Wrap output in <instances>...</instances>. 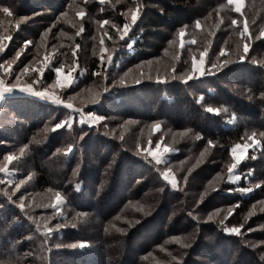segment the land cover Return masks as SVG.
Instances as JSON below:
<instances>
[{"label":"trees","instance_id":"trees-1","mask_svg":"<svg viewBox=\"0 0 264 264\" xmlns=\"http://www.w3.org/2000/svg\"><path fill=\"white\" fill-rule=\"evenodd\" d=\"M112 1L119 4L115 16L122 23L126 2ZM128 1L138 2L140 15L129 36L121 40L115 64L99 67L91 44L76 43L77 72L83 65L86 71L68 93L82 95L90 89L91 98H96L101 87L100 98L82 106L74 100L69 102L110 123L135 120L136 132L149 123L162 122L166 139L172 138L177 150L170 161L180 165L178 177L184 183L173 189L135 149L136 145L133 148L125 138L109 135L106 124L75 121L70 127L53 128L50 126L64 116L78 112L29 95L6 96L0 109V164L10 150H20L13 166L20 172L37 171V185L60 191L66 197L67 217H53L43 224V219H31V208L11 204V199L7 201L0 191V264H264V245L254 248L251 244L254 240L263 242L264 230L253 231L248 243L244 236L225 231V222L229 223L231 216L221 223L214 214L217 208H222L219 214H223L225 207L232 206L233 214L240 211L244 215L259 206L258 200L264 197V185L244 193L233 191L234 187L244 188V183L234 186L224 181L231 146L257 125L264 131V39L254 41L248 55L242 56L239 46L223 42L234 35L232 30L241 29L232 24L233 18L240 21L244 16L250 20L245 11L240 15L232 10L230 15L221 14L223 29L206 23L210 11L220 5L228 8L227 0ZM29 3L19 11L21 16L44 11L48 20L18 30L3 26L0 33L12 32L13 42L27 34L31 38L27 61L33 62L44 52L42 44H48L47 36H57L58 42L64 39L68 23H61L62 9L54 14L61 0ZM50 23L53 25L44 36L43 30ZM250 23L252 33L263 24ZM182 30L198 39L189 48L207 47L209 58L217 57L210 65L227 60V66L200 78L186 79L187 62L184 67L181 62L185 51L176 62L171 59L176 66L175 76L166 79L163 73L167 71V53L176 49ZM129 40L132 45L127 48ZM56 47L61 49L60 44ZM82 55L86 62L81 60ZM152 58L156 61L150 64V70L136 75L141 64ZM106 73L123 79L113 84V77L102 78ZM54 76L53 68L41 74L47 84ZM132 78L139 81L131 82ZM209 109L230 111L221 114ZM231 115L235 121L228 124L226 119ZM249 162L243 166L248 163L252 168L253 181L264 184V158L258 156L255 165ZM5 184L0 181V190ZM49 211L54 210L46 207L40 211L41 216H48ZM56 225L59 228L52 229ZM45 227L50 231L45 232ZM172 239L176 241L170 243ZM71 242L86 244L65 246Z\"/></svg>","mask_w":264,"mask_h":264},{"label":"rangeland","instance_id":"rangeland-1","mask_svg":"<svg viewBox=\"0 0 264 264\" xmlns=\"http://www.w3.org/2000/svg\"><path fill=\"white\" fill-rule=\"evenodd\" d=\"M67 2H69L68 5ZM121 2H123V0L118 1V3ZM125 2L127 9L125 8L121 15L122 19L120 22L122 23H119L117 22V16H115V11H117L118 9L116 5L119 4H117V2L113 3L112 0H61V4L59 6L60 8L57 9L54 14H57V12L62 9L61 12H64V14H62L63 16L60 18V20L62 21L61 23H68V31L66 30L64 32V39L60 42L55 40L57 36H54L53 38H51L52 35L47 36L48 44H46L44 41L42 44V51L44 52H42L40 56L33 62H31L32 60L27 61L30 56L28 46L30 45L31 41V38H29L27 34L24 33L25 35L23 38H19L15 42H13L12 40L14 39V34L12 32H1L0 43L4 45V50L0 52V65H4L5 61H7L10 64V67L7 68V71H5L4 67H0V81H2V83L6 85L32 87L37 91H43L46 94L53 96L55 99L63 103H71L69 101L74 100L78 102L80 106H82L83 103H85L86 105L98 100L100 98L99 95L101 93V87L99 88V92H96L95 94L96 98H91L92 93L90 94V89H87L84 94L81 93L82 95H80V93L74 92L72 94L68 93L70 91L68 89L71 88L77 78L86 71V68L83 65V67H81V69L77 72V69L80 67L76 59L77 51L79 50L78 44L76 43L78 41H83L85 44L87 42L90 43L92 46L91 52L94 55H97L95 60H98L99 67H101L102 65H104V67H111L114 63V57L116 56V53L118 51L117 49L121 45V40H124L129 36L128 32L133 25L132 13L135 12L137 17H139L140 15V11L138 10V2L136 3V1L128 0H125ZM227 2L229 3V0H227ZM28 4L31 5L29 3V0H0V28H2L3 26H12L13 30H18L24 25L28 26L31 23H45L48 20L45 18V16H43L44 11H37L26 16H21V13H19V11L22 10V7L24 5ZM5 7L9 8L11 15L2 11V9ZM227 7L228 8H226L224 5H220L215 10L210 11L207 15L209 20L206 23H215L216 28L223 29L224 27L222 26V22L224 21V19L221 18V14L225 13L230 15V11H235L236 4L235 2H233L230 3ZM244 11L250 16V20H246V18L242 16L240 17L241 20L239 21V19L235 17L237 23L233 25H239L241 26V29L239 31L237 29L232 30V33H234V35L230 34V36H227L223 40V42L228 45L239 46L242 51L241 56L248 55L250 45L254 41L264 39V35H261V33L264 32V0H242L241 11L239 12L240 15ZM95 12H98L97 14L100 15L95 14ZM48 16H51V12L48 14ZM22 17L26 19H21ZM52 19L54 20L55 17H52ZM123 19H125V21ZM249 22H252L250 24H263L260 25L259 28L252 33L250 30V25L248 26ZM53 23H55V21ZM125 24L128 25L127 31H125L124 29ZM245 24H247L248 27L247 33H243V28ZM52 25L53 24L51 23L48 24L43 30L44 36L49 33L50 27ZM86 25L89 26L88 29ZM92 29L94 32L90 33L89 30L91 31ZM182 31L178 33L176 49H173V51L167 53L168 58H166V60L168 66L166 73H163L166 79H170L171 77L175 76L173 72L174 68L176 67L175 62L176 60L180 59V54L185 51V58H183L181 62L183 63V67L186 65L187 62V70L189 71L185 72L184 74L186 75V79H189L190 77L193 79L200 78L203 77L205 74H211L212 72L216 71L215 68H213L210 64H212L211 59H217V57L212 56L209 58L207 53V47H198L195 49L189 48V45L193 44L195 41L197 42L198 39L193 34H187L185 31H183L184 35L181 36ZM181 40H183V46H181ZM25 41H28V43L26 44ZM68 41H70V45H68ZM57 43L60 44L61 49L56 47L58 45ZM131 45L132 42L127 45V48H130ZM63 46L68 47V49H64ZM246 46L248 49L247 51L244 50ZM182 49H184V51H182ZM17 52H20L19 56L16 55ZM224 52L226 51L224 50ZM1 53H6L4 54L3 58L1 56ZM256 53H258V51ZM261 55H263L264 57V50L261 52ZM109 57H111V59H109ZM171 59L175 60V62H171ZM81 60L83 62L87 61V59H84V56ZM194 60L197 63H199L201 60L203 61V74L195 72L193 68ZM155 61L156 60L154 58L144 61L141 64L142 66L136 71V75L140 73L144 74V71H148V69L150 70V64H153ZM261 61H264V58ZM51 68H53L55 76L52 82L47 84L42 80L41 74L44 70H49ZM56 68H60L61 72L57 73ZM24 69L26 70L22 71ZM69 74H71L72 82H66L65 80V78L68 77ZM136 75L133 74L131 76ZM108 76L113 77L109 73H106L102 78ZM122 79V77H113L112 79L110 78V82H112L113 84H117ZM134 81L139 80L133 79L131 82ZM71 105L73 104L71 103ZM77 108L78 107H76V109ZM79 109L81 110H77L76 112L78 113L75 116L72 114H70L68 117L64 116L62 120H58V122L55 123L54 126L50 127L56 128V124L58 123H60L61 126L64 125L66 127H69V125H72L75 121L78 124L82 123V120L88 125H100V123L106 124L105 128L107 129V131L111 132L109 133V135L120 139L125 138L133 148V144L136 145L135 149L147 159V162H149L153 168L161 172L163 180L168 182L173 189H178L179 186L183 185L184 182H181V180L179 181L178 177L180 165L173 164L170 161L171 155L177 150L176 148H173V139H166L165 133L162 131V122L157 121L155 123H149L147 125L142 126L139 132H136L137 128L135 126L137 125V122L135 120H117L118 122H116V120H111L110 123L109 120H106L101 115H98L94 112L82 110L83 108ZM211 110L220 112L221 114H224L226 111H230L228 109ZM89 113H91V118H89ZM97 117H103V119L96 120ZM10 119H12L13 121V118ZM226 121L228 124L233 123V121H235V116L231 115L229 118L226 119ZM3 122L6 124L9 123L8 121ZM16 128L18 129V127ZM259 129L260 128L257 125V128L246 131L242 135V140H238V142H236L229 149V155H227L228 162L226 163L225 169L226 177L224 181L228 184H233L234 186L240 185L241 182L246 185L244 188L240 189H238V187H234L233 191L235 192L243 191L244 193H250L255 189L260 188L261 185H264L261 184V181L257 182L255 181V179L253 181V173L251 170L252 168L248 167V163L243 166L247 161H250L249 163L251 165H255L254 162L256 161V158L260 155L264 158V135H261L262 133H264V131L262 129ZM133 130L134 137L131 136ZM17 138L19 139V137ZM198 138L199 135H197V139ZM18 139L16 140L18 141ZM158 145L159 153L154 156L152 155V153L157 152ZM165 148L167 149V151H164ZM8 155H11L13 157L12 161H8L6 159ZM20 155V150H10L2 158L0 167L5 168V172L0 173V181L2 184H6L3 185L5 188H2L0 191L5 195V199L7 200L9 197H11V204H13L14 202L20 205L21 201L19 198L23 196L24 205H26L28 209L31 208L33 210L32 213L29 212L31 215V219H43V224H47L48 220L53 217H67L65 212L66 209L64 208V205L66 204V197L60 191L53 190V188L49 185H37V171L29 169L26 173L20 172L21 170L18 167L13 166L14 163L18 161V157ZM23 175L25 176V178H23ZM165 176H167L168 178L165 179ZM21 180H24V183L21 184L19 188H16V185L19 184ZM9 181H11V183H9ZM57 193L60 194L59 202L56 199ZM204 194L205 193L203 192V195ZM258 201H260L261 204H259V206H253L244 215L243 212L240 211H236V213L233 214L234 209L232 208V206H230L229 208L225 207V213L223 214H219V212L222 211V208H217L214 211V214L216 218H220L223 222H225V219L228 216H231L232 220L230 222L233 221L234 224H229L230 222H225L228 225L227 229H239L238 232L233 233L244 236V240L249 243L251 239V233L253 231H256V229L264 230V197L260 198V200ZM46 207H52V210L54 211H49L50 213L48 216H41L40 211H42L43 209L46 210ZM256 215H258V218H254V216ZM240 219H242L243 223L242 221L239 222ZM120 220L127 221L125 218H121ZM57 226L58 225L52 227V229L59 228ZM44 231H49V228L45 227ZM174 241L176 240H169L170 243H173ZM263 243L264 240L263 242H258L257 240H254L251 244L254 248H257L261 245L263 246ZM84 244L86 243L71 242L65 244V246H81ZM155 262V264L163 263L160 261Z\"/></svg>","mask_w":264,"mask_h":264},{"label":"snow or ice","instance_id":"snow-or-ice-1","mask_svg":"<svg viewBox=\"0 0 264 264\" xmlns=\"http://www.w3.org/2000/svg\"><path fill=\"white\" fill-rule=\"evenodd\" d=\"M233 2H235V4H236L235 11L239 13V12L241 11V2H242V0H229V3H233ZM2 11H3L4 13H7V14L11 15V13H10V11H9V8H7V7L3 8ZM21 19H26V18L22 17ZM136 19H137V15H136L135 12H133V13H132V22L134 23V22L136 21ZM236 23H237V21H236L235 19H233V20H232V24H236ZM197 26H199V25L197 24ZM124 29H125V31H127V29H128V25H127V24H125ZM247 32H248V27H247V24H245V26H244V28H243V33H247ZM243 33H242V34H243ZM183 35H184V33H183V31H182V32H181V36H183ZM261 35H264V32H262ZM25 43L27 44L28 41H25ZM181 46H183V40H181ZM3 50H4V45H3L2 43H0V52H2ZM244 50H245V51L248 50V49H247V46L245 47ZM16 55L19 56V55H20V52H17ZM109 59H111V57H109ZM241 59H243V57H241ZM228 63H229V61L225 60V61H222V62H221L220 64H218V65H217V64L212 65V67L215 68L217 71H219L220 68H222V67H226ZM0 67H4V68H5V71H7V68L10 67V64H9L7 61H5L4 65H0ZM193 68H194V70H195L196 73L203 74V73H204V69H203V61L201 60L199 63H197V62L194 60V61H193ZM25 70H26V69H24V70H22V71H25ZM41 71H42V70H41ZM56 72H57V73H60V72H61V69H60V68H56ZM65 80H66V82H72V81H71V74H69V76L66 77ZM0 83H2V81H0ZM8 91H11V89H9V88H3V89H0V94H2L3 92H8ZM36 95H42V94H41V93H36ZM67 107H68V108H71L72 105L69 104ZM209 111H211V109H209ZM88 115H89V118H91V113H89ZM100 119H103V117H97V118H96V120H100ZM82 122H83V120H82ZM70 126H71V125H69V127H70ZM56 128H57V129L61 128V124H60V123L56 124ZM261 135H264V133H262ZM25 147H27V146H25ZM69 150H71V146H70ZM150 151H151V150H150ZM164 151H167V149L165 148ZM158 153H159V145L157 146V152H153L152 155L156 156ZM6 159H7L8 161H12V160H13V157H12L11 155H8V156L6 157ZM4 172H5V168L0 167V173H4ZM167 178H168V177L165 176V179H167ZM9 183H11V181H9ZM23 183H24V180H21L20 183L16 185V188H19L20 185L23 184ZM173 186H175V185H173ZM244 191H247V190H244ZM9 199H11V197H9ZM19 199H20V201H21V203H20L19 206H20L21 209H23L24 206H25L24 203H23V201H24V197L21 196ZM56 199H57L58 202L60 201V194H59V193L56 194ZM209 218H211V217H209ZM221 223H223V221H221ZM57 227H59V226H57ZM250 230H251V229H250ZM49 231H50V229H49ZM225 231L238 232L239 229H237V228H232V229H227V228H225ZM71 246H72V247H75V245H71ZM262 258H264V257H262Z\"/></svg>","mask_w":264,"mask_h":264},{"label":"water","instance_id":"water-1","mask_svg":"<svg viewBox=\"0 0 264 264\" xmlns=\"http://www.w3.org/2000/svg\"><path fill=\"white\" fill-rule=\"evenodd\" d=\"M3 88H9L11 89V91L8 92H3L2 94H0V109L3 103V100L6 96H17V95H29L31 97L37 98L39 100H45V101H49V102H53V103H57L59 105H64V106H68L69 104L67 103H63L61 101H58L57 99H55L53 96L46 94L43 91H37L35 89H33L32 87H28V86H13V85H6L3 83H0V89ZM36 93H41L42 95H36ZM72 111H77V110H81V109H76L73 106L71 108H69Z\"/></svg>","mask_w":264,"mask_h":264}]
</instances>
